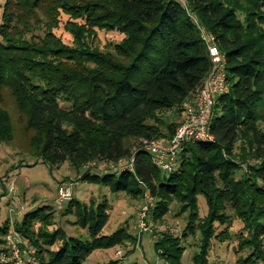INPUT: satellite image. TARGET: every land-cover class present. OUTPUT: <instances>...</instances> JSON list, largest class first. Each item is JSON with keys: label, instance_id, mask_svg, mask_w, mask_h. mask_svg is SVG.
<instances>
[{"label": "trees", "instance_id": "trees-1", "mask_svg": "<svg viewBox=\"0 0 264 264\" xmlns=\"http://www.w3.org/2000/svg\"><path fill=\"white\" fill-rule=\"evenodd\" d=\"M60 11L70 16L65 26L73 46L53 32ZM94 27L117 29L125 37L113 52H100L87 40ZM201 29L214 36L226 56L229 88L213 105L209 119L213 139L184 143L177 154L179 166L165 174L151 160L144 140L166 136L157 113L176 108L183 117L186 98L206 76L211 63ZM7 96L25 117L28 130L39 134L35 155L50 167L65 161L80 167L93 160L115 163L132 157L131 168L99 178L87 172L83 180L97 179L115 192L132 195L140 194L144 185L156 197L150 210L155 218L166 213L168 198L181 199L186 205L183 211L188 212L182 236L194 226L203 236L194 264H207L202 252L216 236L214 222L226 225L218 237H229L227 205L245 223L247 236L241 238L240 248H252L236 264L264 260L259 241L264 233V0H185L184 4L180 0H4L3 142L10 141L14 131L3 105ZM176 123L168 124L167 135ZM198 194L208 206L202 218ZM67 203L80 204L74 197ZM105 208L100 203L86 213L83 205L78 212L84 223H90V240L34 232L32 223L44 218L45 206L25 213L15 229L35 247L39 264H81L95 248L111 247L128 237L122 228L99 233L108 219ZM9 229L8 221L0 225V242ZM181 238L161 232L154 249L170 264H180ZM58 239L60 244L51 249Z\"/></svg>", "mask_w": 264, "mask_h": 264}, {"label": "rangeland", "instance_id": "rangeland-1", "mask_svg": "<svg viewBox=\"0 0 264 264\" xmlns=\"http://www.w3.org/2000/svg\"><path fill=\"white\" fill-rule=\"evenodd\" d=\"M180 1L185 3V0ZM3 3L4 0H0V23ZM69 19L68 13L60 11L58 26L53 29V32L63 43L73 46V37L65 26ZM75 21L82 22L80 19ZM92 30L87 40L91 48L100 52H113L115 45L125 37L124 33L113 28L94 27ZM192 98L193 94L186 98L184 104ZM60 102L66 104L62 99ZM3 105L9 111L14 131L10 141L0 140V225L7 221L10 225L9 231L0 242V264H39L35 247L15 229V224L22 220L25 213L37 207H46L44 218L32 223L31 228L36 233H58L63 237L72 236L90 240L92 237L90 223H84L78 212H81L84 205L88 213L95 210L100 203L106 204L108 219L99 233L109 234L122 228L128 237L120 244L95 248L81 264H170L154 249V242L160 237L161 232L182 237L179 262L194 264L193 257L201 252L203 236L197 226L189 229L186 236H182L183 230L186 229L188 212L183 211L186 205H183L181 199L168 198L166 213L155 218L150 214V210L156 197L151 195L144 185L140 194L132 195L124 191L115 192L108 184L99 182L97 179L96 182L83 180L82 176L87 172L99 178L107 172L113 173L124 168H131L132 157L122 158L115 163L93 160L80 167L65 161L59 166L50 167L41 157L35 155V145L39 134L28 130L25 117L19 113L14 100L7 96ZM157 115L161 121L160 130L166 136H158L150 142L159 140L167 142L173 135L182 114L178 109L170 108L159 111ZM170 122L177 123L172 133L167 135ZM239 151L240 149H235L236 154H240ZM151 160H153L152 157ZM174 162L172 168L163 173L167 174L179 166V158H176ZM238 177L239 172L235 174V178ZM217 183L219 184V181ZM62 186L70 187L71 198L74 197L79 201V207L68 206L67 200L61 198L59 189ZM196 199L198 214L202 218L208 212L206 198L198 194ZM225 214L230 222L227 234L229 237H218V232L226 228V225L224 227L214 222L216 236L209 239L205 254L202 252V256H206L207 264H236L240 257L252 252L251 247L240 248L241 238L247 236L243 220L229 205L225 209ZM259 241L264 256V233L259 236ZM59 244L58 239L50 248L55 249ZM258 264H264V260H259Z\"/></svg>", "mask_w": 264, "mask_h": 264}, {"label": "built area", "instance_id": "built-area-1", "mask_svg": "<svg viewBox=\"0 0 264 264\" xmlns=\"http://www.w3.org/2000/svg\"><path fill=\"white\" fill-rule=\"evenodd\" d=\"M210 60V68L201 85L193 93V98L184 104L183 118L176 125L171 138L165 141H146V149L153 162L161 169H171L177 158L178 150L189 140H212L209 132V119L217 96L228 91L226 79V56L219 49L213 35L201 29ZM61 198H71L70 187L59 189Z\"/></svg>", "mask_w": 264, "mask_h": 264}]
</instances>
